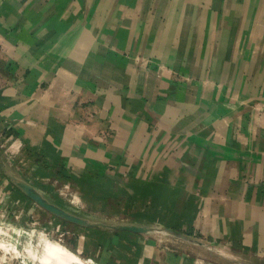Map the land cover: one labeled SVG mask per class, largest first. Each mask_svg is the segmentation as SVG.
Masks as SVG:
<instances>
[{
  "label": "crops",
  "instance_id": "crops-1",
  "mask_svg": "<svg viewBox=\"0 0 264 264\" xmlns=\"http://www.w3.org/2000/svg\"><path fill=\"white\" fill-rule=\"evenodd\" d=\"M1 130L26 168L1 159L18 251L23 216L48 222L36 251L55 229L89 264H264V0H0ZM8 170L78 217L194 242L73 224ZM64 179L79 205L51 199Z\"/></svg>",
  "mask_w": 264,
  "mask_h": 264
},
{
  "label": "rangeland",
  "instance_id": "rangeland-1",
  "mask_svg": "<svg viewBox=\"0 0 264 264\" xmlns=\"http://www.w3.org/2000/svg\"><path fill=\"white\" fill-rule=\"evenodd\" d=\"M8 138V134L3 133V131H0V163L1 159H3V157H8L11 161H5L6 164H3L4 169L5 168H12L11 165H15V161H17V159L19 160V152L15 151L13 148V141H9L7 140ZM6 155V156H5ZM22 158V157H21ZM16 167H18V165H15ZM28 165H26L27 167ZM21 168L22 170H24L25 166H21L18 167ZM26 169V168H25ZM64 182H66V180H62L59 181L58 183L55 184V182L51 183L48 181L45 183L46 187L50 188L48 184H51V193H50V197L51 199L57 200V201H61L64 200L65 201H69L72 202L73 205H76V203L73 202V198L74 197H78L80 198V195L78 193V191H76L75 189L71 188V187H66L65 184H63ZM44 184V185H45ZM43 185V186H44ZM68 188L69 190L67 191ZM62 190H66L68 192V194H62ZM14 204H16L15 202L13 203L12 201H10L9 199H5L3 201H1L0 199V207H14ZM4 214V210L0 209V217L1 215ZM5 221L6 223L1 224L0 226H2L3 228H1L0 230V241L1 242H6L8 243L9 241H11V238L13 236V230H12V225H11V221L13 220V217L8 213H5ZM86 215V214H85ZM89 218L93 219V220H100L98 216L92 215V214H88ZM107 220V219H106ZM20 222L22 224V229H27V231L25 230V233L28 232L29 235H25L22 239L23 244H21L19 247V254H13L10 253L7 256H5V262L3 264H38L35 263L34 261H32L28 255V247L32 246L33 248L35 247L34 245L38 243L37 237L39 238L40 235L43 233V225H45L48 222H45L43 220H38L35 221V219H27L26 217L24 218L23 216L21 218H19V220L17 219L16 222ZM45 222V223H44ZM119 222V220L117 221ZM28 224L27 226L24 225ZM50 224V223H49ZM46 226V225H45ZM50 229L52 228L51 226L49 227ZM49 233L51 234L50 239L52 241H58L62 244H66L68 239L66 238V234L64 236V234H58L57 231L54 230H49ZM12 244V247L16 244H14L13 242H10ZM14 244V245H13ZM25 250V251H24ZM0 255L2 256L3 253L2 251H0Z\"/></svg>",
  "mask_w": 264,
  "mask_h": 264
},
{
  "label": "water",
  "instance_id": "water-1",
  "mask_svg": "<svg viewBox=\"0 0 264 264\" xmlns=\"http://www.w3.org/2000/svg\"><path fill=\"white\" fill-rule=\"evenodd\" d=\"M7 174L13 184L21 190L29 199H31L36 205L44 208L50 213L69 221L73 224L81 225L89 228H101V229H109V230H128L135 233H150L155 231L165 232L171 236L177 237L187 242H194L192 239L185 237L177 232L172 230L160 229L157 227H148L136 224H109L99 220H92L89 218L78 217L75 214L67 212L60 208L57 204L47 199L32 183L27 181L21 175L14 173L12 170H8Z\"/></svg>",
  "mask_w": 264,
  "mask_h": 264
},
{
  "label": "bare ground",
  "instance_id": "bare-ground-1",
  "mask_svg": "<svg viewBox=\"0 0 264 264\" xmlns=\"http://www.w3.org/2000/svg\"><path fill=\"white\" fill-rule=\"evenodd\" d=\"M46 178H48V177H46ZM66 189H67V191L69 190L68 188H66ZM67 191L62 190V194H68ZM73 202L79 205L80 198H78L77 196L74 197ZM119 223L120 224H128L124 220H119ZM0 249L4 250L7 253L11 252V253L16 254V255L20 253V251H18L15 247H12L11 245H9L5 242H1V241H0ZM28 255L31 258V260L37 262L38 264H89V263H87V261H85L84 259H82L78 255H76L75 253L70 251L62 243H60L58 241H52L51 239L50 240L49 239L42 240L41 250L39 249L38 251H36L32 246L28 247ZM1 262H2V260L0 258V264H1Z\"/></svg>",
  "mask_w": 264,
  "mask_h": 264
},
{
  "label": "trees",
  "instance_id": "trees-1",
  "mask_svg": "<svg viewBox=\"0 0 264 264\" xmlns=\"http://www.w3.org/2000/svg\"><path fill=\"white\" fill-rule=\"evenodd\" d=\"M69 228V230H71L74 234H77L78 233V227H76V226H71L70 225V227H68ZM75 241V238H72L71 239V241Z\"/></svg>",
  "mask_w": 264,
  "mask_h": 264
}]
</instances>
